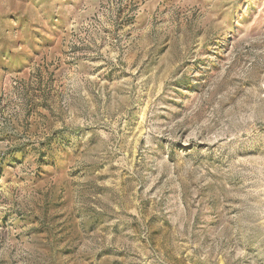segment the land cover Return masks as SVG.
I'll list each match as a JSON object with an SVG mask.
<instances>
[{"label":"rangeland","instance_id":"rangeland-1","mask_svg":"<svg viewBox=\"0 0 264 264\" xmlns=\"http://www.w3.org/2000/svg\"><path fill=\"white\" fill-rule=\"evenodd\" d=\"M0 264H264V0H0Z\"/></svg>","mask_w":264,"mask_h":264}]
</instances>
